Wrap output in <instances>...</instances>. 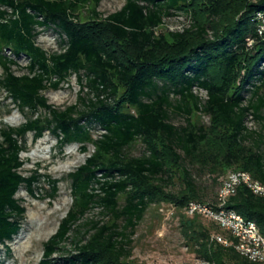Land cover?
Here are the masks:
<instances>
[{
  "label": "trees",
  "instance_id": "obj_1",
  "mask_svg": "<svg viewBox=\"0 0 264 264\" xmlns=\"http://www.w3.org/2000/svg\"><path fill=\"white\" fill-rule=\"evenodd\" d=\"M101 1L0 0V87L18 109L33 114L19 126L0 127L1 244L19 232L26 213L17 192L22 186L32 192L37 180L20 171L27 134L36 141L50 131L60 147L94 146L69 173L73 202L45 243L39 264H55L53 255L72 232L76 253L67 258L69 264H134L126 231L135 230L151 205L172 201L182 210L192 199L215 201L216 196L204 200L191 169L209 173L215 182L221 178L220 185L231 169L248 171L264 183L260 141L245 126L250 112L264 120L259 94L264 37L254 22L264 12V0H126L106 17L97 11ZM88 5L92 15L83 18ZM176 12L188 13L191 25L156 33L163 18ZM38 27L58 31L60 52L48 54L36 43ZM23 55L27 72L18 75L12 67ZM71 74L88 96L57 108L44 92L58 89ZM195 86L206 91V99L193 93ZM246 92L251 93L247 103ZM40 109L45 113L36 115ZM172 112L183 115L185 123H172ZM199 112L209 116L210 126L194 120ZM92 121L103 130L98 137L89 128ZM136 142L145 148L140 156L128 152ZM94 206L108 219L82 223ZM226 207L255 221L264 235V196L241 185ZM202 219L226 232L202 216H181L182 233L202 260L250 264L233 247L212 242V233L229 235L211 232Z\"/></svg>",
  "mask_w": 264,
  "mask_h": 264
},
{
  "label": "rangeland",
  "instance_id": "obj_2",
  "mask_svg": "<svg viewBox=\"0 0 264 264\" xmlns=\"http://www.w3.org/2000/svg\"><path fill=\"white\" fill-rule=\"evenodd\" d=\"M126 0H102L97 11L103 17L122 8ZM83 18L92 15V6L88 5L81 10ZM191 25L190 15L186 12H176L174 15L165 16L163 24L156 33L167 34L171 31H180ZM36 43L48 54L60 52L63 48L62 36L53 27H38ZM9 55V51L5 52ZM28 58L21 56L13 65L16 74L27 72ZM0 65V75L3 74ZM258 83V82H254ZM160 86L163 84L160 82ZM193 93L201 100L206 99V91L198 86L193 88ZM48 101L53 106L65 109L79 103V96H88V90L81 93V85L76 74H71L58 89H48L44 92ZM264 95V89L259 92ZM251 93L244 94L245 103ZM172 100L176 96L171 92ZM82 107V105H80ZM45 113L40 109L37 114ZM33 114L29 110L21 111L17 108L8 92L0 87V127L3 125L19 126ZM260 115L264 117V108ZM199 123L210 126L209 116L198 113L194 117ZM171 121L175 125L185 123L183 115L177 112L171 113ZM245 126L252 132L255 139H259V149L264 154V120L256 118L251 112L247 115ZM94 137H98L103 130L96 122L89 124ZM94 151L92 144L87 145V150L81 149V144L73 142L64 147L58 145L56 136L46 131L44 136L34 140V135L29 132L26 136V150L21 153V159L25 162L20 171L24 176H37L32 192L22 186L16 194L26 208L21 229L12 240L5 244L0 243V264H39L44 254V245L57 231L61 220L70 209L73 196L71 178L69 173L82 165L86 158ZM132 156H140L145 153L141 142H136L128 149ZM201 191L205 194L204 200H213L219 189L220 179L215 182L209 173H201L191 169ZM54 180H56V192L53 193ZM176 187V184H175ZM100 209L94 206L84 217L87 220H100L105 222L108 217L99 213ZM185 215L184 208L179 210L172 201H161L150 206L144 219L134 231H126L131 241L134 264H201L203 261L195 248L189 243L181 230V216ZM188 217V216H186ZM191 218V217H190ZM203 220V219H202ZM203 223L215 232L219 230L214 224L203 220ZM222 234L226 232L219 230ZM71 233V238L65 241L64 249L53 255L55 264H69L67 258L76 253Z\"/></svg>",
  "mask_w": 264,
  "mask_h": 264
},
{
  "label": "built area",
  "instance_id": "obj_3",
  "mask_svg": "<svg viewBox=\"0 0 264 264\" xmlns=\"http://www.w3.org/2000/svg\"><path fill=\"white\" fill-rule=\"evenodd\" d=\"M254 22L257 34L264 37V12H258ZM247 41L252 47L254 40L248 38ZM241 185H245L257 195L264 196V183L254 179L248 171L231 169L223 179L214 202L189 200L184 206V213L188 217L202 216L209 219L229 235L228 238L219 233H212V242L233 247L250 264H264V235L257 223L226 207L230 197L236 194ZM201 264L211 263L203 260Z\"/></svg>",
  "mask_w": 264,
  "mask_h": 264
}]
</instances>
